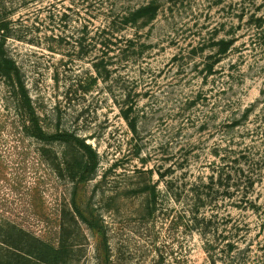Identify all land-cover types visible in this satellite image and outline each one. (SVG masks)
I'll list each match as a JSON object with an SVG mask.
<instances>
[{"label":"rangeland","instance_id":"374dc122","mask_svg":"<svg viewBox=\"0 0 264 264\" xmlns=\"http://www.w3.org/2000/svg\"><path fill=\"white\" fill-rule=\"evenodd\" d=\"M148 3L154 18L123 22ZM2 24L43 127L85 139L99 164L85 182L58 175L65 144L42 152L12 133L0 76V218L56 241L64 215L69 264H264V0H0ZM131 102L136 133L121 110ZM243 151L250 202L213 192L201 210L210 228L187 226L171 187L189 189L217 155ZM72 199L100 228L73 221Z\"/></svg>","mask_w":264,"mask_h":264},{"label":"trees","instance_id":"16d2710c","mask_svg":"<svg viewBox=\"0 0 264 264\" xmlns=\"http://www.w3.org/2000/svg\"><path fill=\"white\" fill-rule=\"evenodd\" d=\"M157 4L148 3L136 9L130 10L122 16L123 22L132 23L144 17L154 18L157 12ZM6 24L0 26V76L5 83L12 108L15 115L11 118L12 133L19 134L23 140L31 137L43 144L42 152H46L52 142L60 141L65 144L62 151V158L55 164L58 175L65 173L68 178L76 182H85L91 179L98 168L99 157L97 151L91 144L87 143L78 135L70 131L48 132L42 125L40 116L34 105V101L29 93L24 74L17 61L9 53L6 47ZM111 29V26H109ZM108 28L104 29L109 31ZM107 36V42H110V35ZM112 34V33H111ZM131 43V42H130ZM219 55L226 54L234 45L233 39L229 41L222 40L219 43ZM219 61H215L217 63ZM214 63V64H215ZM213 62H209L208 72H213ZM108 71V69H105ZM128 96H130L128 94ZM123 110V117L127 121L131 131L137 132L136 119L132 116L134 110L133 103L128 104ZM228 126L240 124L239 119H232ZM218 154V151H216ZM219 157V163L215 164L213 171L206 180L191 183L189 189L183 188L181 191H174L170 195L174 201L183 203L184 216L188 218L187 226H193L200 229L201 223H204L206 229L210 228L212 218H207L202 214V208L213 200H216L212 193L217 196H227L236 201V204L245 206L250 202L251 190L255 179L252 175H247V171H252L247 167L245 153L240 152L234 157ZM244 160V161H243ZM249 166V165H248ZM249 168V169H247ZM161 176H163L161 174ZM252 204V202H251ZM71 212L73 221L82 220L92 228H100L92 215L81 209L75 199L71 201ZM157 206V192L153 188L149 193L148 211L155 213ZM190 224V225H189ZM71 224L63 217L57 230V240L51 241L43 238L22 225L5 218H0V264H69L71 255L74 252V246L69 243L67 235L71 232ZM238 243L231 241L227 246L233 248ZM209 253L214 249L213 245L206 248ZM210 254V253H209ZM211 258L212 255H210Z\"/></svg>","mask_w":264,"mask_h":264}]
</instances>
